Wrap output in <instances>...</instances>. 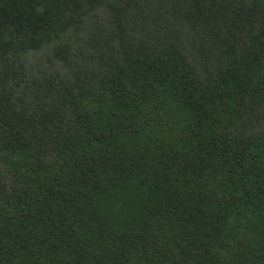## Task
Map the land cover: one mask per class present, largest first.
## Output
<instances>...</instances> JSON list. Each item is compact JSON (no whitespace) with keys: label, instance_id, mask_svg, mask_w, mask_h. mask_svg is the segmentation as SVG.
I'll return each instance as SVG.
<instances>
[{"label":"trees","instance_id":"1","mask_svg":"<svg viewBox=\"0 0 264 264\" xmlns=\"http://www.w3.org/2000/svg\"><path fill=\"white\" fill-rule=\"evenodd\" d=\"M0 264H264V0H0Z\"/></svg>","mask_w":264,"mask_h":264}]
</instances>
